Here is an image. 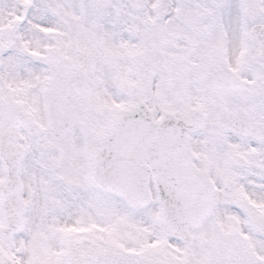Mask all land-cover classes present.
Wrapping results in <instances>:
<instances>
[{"label": "snow or ice", "instance_id": "1", "mask_svg": "<svg viewBox=\"0 0 264 264\" xmlns=\"http://www.w3.org/2000/svg\"><path fill=\"white\" fill-rule=\"evenodd\" d=\"M0 264H264V0H0Z\"/></svg>", "mask_w": 264, "mask_h": 264}]
</instances>
